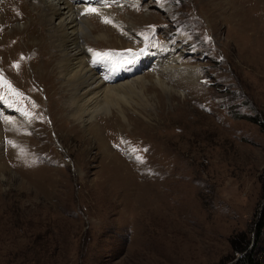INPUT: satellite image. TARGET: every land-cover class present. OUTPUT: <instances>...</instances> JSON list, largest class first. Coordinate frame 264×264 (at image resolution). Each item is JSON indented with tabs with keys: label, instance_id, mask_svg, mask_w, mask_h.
Segmentation results:
<instances>
[{
	"label": "rangeland",
	"instance_id": "obj_1",
	"mask_svg": "<svg viewBox=\"0 0 264 264\" xmlns=\"http://www.w3.org/2000/svg\"><path fill=\"white\" fill-rule=\"evenodd\" d=\"M86 11L114 39L87 37L88 60L146 59L134 78L174 93L147 83L85 128L46 8L0 0V264H232L244 238L264 259V0Z\"/></svg>",
	"mask_w": 264,
	"mask_h": 264
},
{
	"label": "bare ground",
	"instance_id": "obj_2",
	"mask_svg": "<svg viewBox=\"0 0 264 264\" xmlns=\"http://www.w3.org/2000/svg\"><path fill=\"white\" fill-rule=\"evenodd\" d=\"M40 1L43 7L46 8V13H48L44 14L41 12L40 17L42 18V23L48 25L47 32L50 34L51 47L58 49L60 52L56 55L59 56V60L53 68V73L62 81V85H65L72 117L75 120H79L85 128H92L94 126L93 122H95L93 120L100 115L99 113L102 110H108L113 100L116 99L117 101V98L125 97L131 98L138 90L142 92L147 83H151L152 89H157L160 92L162 90L163 92H169V95H173L174 89L172 86L170 87L166 84L164 82L165 79L163 81L160 76L153 77L152 79H147L144 75L134 78L144 68L146 59L138 61L132 67H126L120 63L116 69L113 66V59L109 57L97 61H93L94 59L88 60L87 46L85 45L87 44V37L102 41L108 38L109 42L114 41V39L104 33H95L94 29L90 27L92 26L90 20L80 14L92 7L95 9L104 7L109 0ZM81 18L83 19L81 20ZM153 56L154 59L157 57L156 54ZM155 64L153 62V65ZM124 79L130 80L124 81ZM120 81L124 82L111 84ZM114 113L112 111V114Z\"/></svg>",
	"mask_w": 264,
	"mask_h": 264
},
{
	"label": "trees",
	"instance_id": "obj_3",
	"mask_svg": "<svg viewBox=\"0 0 264 264\" xmlns=\"http://www.w3.org/2000/svg\"><path fill=\"white\" fill-rule=\"evenodd\" d=\"M251 243L248 240H232L234 253L239 254L240 257L232 264H264V259L259 257L256 250H250Z\"/></svg>",
	"mask_w": 264,
	"mask_h": 264
},
{
	"label": "snow or ice",
	"instance_id": "obj_4",
	"mask_svg": "<svg viewBox=\"0 0 264 264\" xmlns=\"http://www.w3.org/2000/svg\"><path fill=\"white\" fill-rule=\"evenodd\" d=\"M87 11H89V12H95L96 11V9H94V8H89ZM95 55L97 56V57H100V58H104V57H107V53H99V52H97V53H95ZM18 66V65H17Z\"/></svg>",
	"mask_w": 264,
	"mask_h": 264
}]
</instances>
